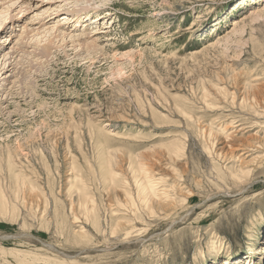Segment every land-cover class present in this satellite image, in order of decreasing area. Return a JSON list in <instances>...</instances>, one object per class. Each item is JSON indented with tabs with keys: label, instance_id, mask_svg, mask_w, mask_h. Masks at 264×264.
<instances>
[{
	"label": "rangeland",
	"instance_id": "1",
	"mask_svg": "<svg viewBox=\"0 0 264 264\" xmlns=\"http://www.w3.org/2000/svg\"><path fill=\"white\" fill-rule=\"evenodd\" d=\"M56 4L0 92V264H264V0Z\"/></svg>",
	"mask_w": 264,
	"mask_h": 264
},
{
	"label": "bare ground",
	"instance_id": "2",
	"mask_svg": "<svg viewBox=\"0 0 264 264\" xmlns=\"http://www.w3.org/2000/svg\"><path fill=\"white\" fill-rule=\"evenodd\" d=\"M62 1H66V0H0V34L2 35L4 33H7L4 37H2L4 39H0L1 40L0 41V45H1L0 52L1 51L3 52L6 48H8V47L4 48V46L6 44H7L6 46H9V44H11L12 41L14 40V39H9L8 36L13 35V33L16 31L15 27L21 26V24H24V27H22L23 33L21 34L19 32V34H21V35L19 36V34H18L17 38H19V37L22 38L25 35L23 37L22 41L19 40V42H16V44L14 46L10 47V50L7 53H5L4 58H7V59L5 60V62H3L2 67H3V70L7 69L9 72L7 71L6 72L7 75L3 79H1L3 81V83H2V81L0 82V92H2L1 90L6 89L7 83H12L13 84L12 87H15L17 85H19V87H21L23 85L30 84V82L26 81L27 78L22 76V74L26 73L25 69H27V68L24 69V68H22V65H21L22 61L27 60L28 56L34 55V57H38L39 59H42V58L47 59L50 55H52V51H51L52 47L50 46V44H49V46H45V47L43 46L42 48H40L38 46H34V44L38 40V38H37L38 35L36 36L37 40H36V38L34 40L35 36H33L30 38V39H32V40H30L31 41L30 43H25L24 41L26 39V36H28L32 31L34 32V29L39 30L41 28V26L44 24V21L46 19H48V16H50L52 14L60 13V11L64 10V5L56 4V3H61ZM67 12L68 13L63 14L61 17L62 19L61 18L60 19L61 20H67L66 22H69V23H73V21L76 22L75 18H76L78 11L77 12L67 11ZM78 14H80V13L78 12ZM26 15H32V17H30L27 21H24L25 19H27ZM97 16L98 17H95V18L93 17L92 20L90 19V20L85 21V27L90 25L89 22L95 23L96 21L98 22L105 17V16L102 17L101 15H97ZM91 21H93V22H91ZM66 22H64V23H66ZM60 25L58 24V25H56V27H51L53 29L51 31H46L47 34L49 32H51V35H55L54 36L55 39H57L58 37L61 36L65 40V38L69 37L74 42V41L78 40V38H79V42L84 44V45L94 44V42L89 43L87 41L88 38L83 35L84 32H78V31H77V33H75V32L69 33L66 31L59 32L58 28L61 27ZM46 26H48V24ZM56 28H57V30H56ZM54 31L59 32V35L56 36L57 32H54ZM8 34H10V35H8ZM49 35H50V33H49ZM33 41H35V42H33ZM38 42L39 41H37V43ZM49 42L53 43V40L50 38ZM29 48H33V51L32 52L27 51V49H29ZM34 57H32V58L34 59ZM8 61H11V62H8ZM13 63H15V64H13ZM24 63H23V65H24ZM20 65H21L20 68L22 70L20 69L18 71V68H16V66L19 67ZM10 71H11V73H10ZM0 72H1V70H0ZM17 73L19 76L20 75L21 76L19 77L17 75ZM17 76L19 77L18 79H20V80L15 81ZM9 95H10V93H9ZM166 194H167V192H163V196H166ZM152 196L158 197L157 194L155 195L153 193H152ZM145 199H147L148 201L153 200V198H151V197H148ZM233 262H235L234 264L238 263L236 260H233Z\"/></svg>",
	"mask_w": 264,
	"mask_h": 264
}]
</instances>
